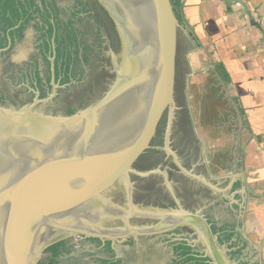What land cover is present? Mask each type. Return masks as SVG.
Returning <instances> with one entry per match:
<instances>
[{
    "label": "water",
    "instance_id": "obj_1",
    "mask_svg": "<svg viewBox=\"0 0 264 264\" xmlns=\"http://www.w3.org/2000/svg\"><path fill=\"white\" fill-rule=\"evenodd\" d=\"M96 2L110 25L115 73L102 95L104 90L91 81L97 75L96 64L93 67L92 59L85 57L94 48L88 44L83 50L79 41L67 45V55L75 62L69 58L65 74H56L55 80L50 75L52 86L46 89L49 67L42 55L55 53L57 45L41 46L51 41L44 28L50 22L45 0L36 2L44 17L29 9L32 19L25 26L24 42L12 51H0V264L50 261L51 253L45 250L57 242L61 247L54 264H125L121 259L125 247L115 243L130 235L159 232L152 227L129 228L130 215L175 217L170 212L159 215L130 208L128 203L132 165L140 154L154 148V124L164 113L162 130L169 141L172 118L180 106L175 101L176 86L177 94H183L188 121L196 132L206 133L197 135L208 144L215 125L225 129L227 137L238 125L243 129L242 232L257 264H264V158L229 93L183 23L176 20L171 0ZM43 90L47 96L37 97ZM70 110L74 114L65 116ZM204 122L210 125L202 127ZM166 144L164 149L170 152ZM239 147L238 139L236 153ZM113 195L124 196V207L109 206ZM93 210L100 214L85 213ZM162 218L160 232L170 230L171 222ZM81 237L103 244H90ZM105 241L114 245L113 263L114 257L108 259L102 250ZM181 247L172 248L183 252L180 260H190V252ZM220 262L229 264L221 256ZM240 264H246L245 256Z\"/></svg>",
    "mask_w": 264,
    "mask_h": 264
},
{
    "label": "flooded vegetation",
    "instance_id": "obj_2",
    "mask_svg": "<svg viewBox=\"0 0 264 264\" xmlns=\"http://www.w3.org/2000/svg\"><path fill=\"white\" fill-rule=\"evenodd\" d=\"M44 11L48 14V21L50 20L44 28L45 30L49 27L53 29L51 46L55 45L54 39L57 34L61 37L59 56L56 57V52L52 53V51L46 54L45 64L48 63L49 67L45 73L46 76L50 78L51 75L54 78L61 72L65 74V65L71 59L67 55V45L71 46L79 41L83 44V50H87V45L92 44L94 51H91L90 55H87L89 51H86L85 57L87 61L92 59L93 67L96 64L94 71L97 75H93L91 81L97 85V88L104 90L102 95L115 76L110 54L111 29L102 8L96 0H45ZM179 36L177 32L176 38L178 39ZM24 40L25 29L22 39L14 41L13 44L9 42L6 48L0 49L1 53L12 51ZM52 55L53 60H51ZM73 61L75 62L74 59ZM75 70L71 69L74 73ZM60 80L63 82L64 77ZM46 82V89L49 90L52 84L47 79ZM175 88V101L179 102L180 106L176 108L172 118L173 125L169 141L166 142L164 135L166 131L162 130L163 119L167 117L164 113L162 118L154 124V136L151 139L154 148H149L140 154L132 165L134 171L130 175L132 186L130 203H128L130 208L150 209L152 214L157 212L159 215H164L170 212L175 217L167 214L162 217L170 221L172 227L168 231L160 232L164 226L162 217L152 219L148 216L130 215L129 228L134 230V228L152 227L159 232L130 235L122 243L114 245H124L121 259L125 264H200L199 259H203L206 264H221L220 256L229 264H240L243 256L246 258V264H257L256 253L245 242L242 232L243 217L240 206L242 205L243 179L239 169L243 129L238 125L233 133H229L232 136L227 137L225 129H216L215 125L213 127L215 129L212 130L211 135L209 134L212 143L208 144L197 135L198 131L196 132L194 124L188 121V109L185 108L187 113L182 109L183 94H177V86ZM42 92L43 97L47 96L46 90ZM233 119L236 121V117ZM205 125L209 126L210 123H202V127H207ZM198 133L206 135L201 131ZM238 139L240 152L236 153ZM166 143L169 144L170 152L164 149ZM235 156L236 168L234 167ZM123 197L113 195L108 202L109 206L124 207ZM85 213L88 216H93V213L95 216L100 214L94 210ZM121 223L120 221L116 226L122 225ZM158 223L161 227L157 226ZM81 238L85 242L92 240L103 244L98 239ZM203 238L207 240L206 243L203 242ZM106 243L110 244L111 249L114 246L110 241H105L104 244ZM178 245H182L183 251L190 252V260H180L183 252L174 251ZM217 248L220 250L219 254ZM103 251L108 255L105 250ZM112 252L114 257L116 252ZM108 259H110L109 255ZM114 260L115 257L111 263Z\"/></svg>",
    "mask_w": 264,
    "mask_h": 264
},
{
    "label": "crops",
    "instance_id": "obj_3",
    "mask_svg": "<svg viewBox=\"0 0 264 264\" xmlns=\"http://www.w3.org/2000/svg\"><path fill=\"white\" fill-rule=\"evenodd\" d=\"M184 27L229 78L228 93L264 158V0H182Z\"/></svg>",
    "mask_w": 264,
    "mask_h": 264
},
{
    "label": "trees",
    "instance_id": "obj_4",
    "mask_svg": "<svg viewBox=\"0 0 264 264\" xmlns=\"http://www.w3.org/2000/svg\"><path fill=\"white\" fill-rule=\"evenodd\" d=\"M181 1L182 0H171L174 15L180 25L183 23L182 14H181V6H182ZM36 2L37 0H0V49L6 48L9 42L13 44L14 41H20L22 39L25 26L32 19L30 16L29 9L33 8L35 13L37 12V14L40 16L43 15V11L39 9V6L37 5ZM46 16L48 18V14H46ZM45 32L48 35V37H51L53 34L52 27H49V29L45 30ZM60 42H61V37H59V34H57L54 39V43L57 45L56 57L59 56L58 47H59ZM41 46L42 48L47 49V48H50L51 44L48 41H44L41 44ZM42 57L44 59V62H47L46 53H44ZM57 63L58 61H56L55 63L56 67L58 65ZM216 74L218 75V78L220 79V81L223 83L224 87L228 89V86L230 83L228 76L221 69H216ZM47 81H49V77L47 78ZM43 95L44 93L42 92L40 94V97H43ZM231 99L233 100L232 97ZM233 102L235 103L234 100ZM72 114L74 113H72V110H70L65 116H70ZM240 116L242 118L241 113H240ZM88 242L90 244L91 243L100 244V242H96V241L93 242L92 240ZM123 246L124 245H120L117 247H123ZM60 247H61V243L59 242L48 247L46 251L51 253V256H52L51 260L47 262L38 263V264H54V259L60 254L59 252ZM103 250H105L109 256L113 255L112 254L113 252H112V249L109 243H106L104 245Z\"/></svg>",
    "mask_w": 264,
    "mask_h": 264
},
{
    "label": "rangeland",
    "instance_id": "obj_5",
    "mask_svg": "<svg viewBox=\"0 0 264 264\" xmlns=\"http://www.w3.org/2000/svg\"><path fill=\"white\" fill-rule=\"evenodd\" d=\"M182 20H183V24H184V19H183V17H182ZM204 57V56H203ZM205 60H206V62L208 63V65L210 66V68L212 69V71H213V73L215 74V76L217 77V79L219 80V82L221 83V85H222V87L224 88V90L226 89L224 86H223V84H222V82L220 81V79L218 78V75L216 74V69L215 68H213L212 66H211V61H210V59L208 58V57H205L204 58ZM227 90V89H226ZM225 90V92H226V94H227V92L228 91H226ZM228 96V95H227ZM232 103V102H231ZM233 104V103H232ZM236 105V104H235ZM237 107V106H236Z\"/></svg>",
    "mask_w": 264,
    "mask_h": 264
}]
</instances>
